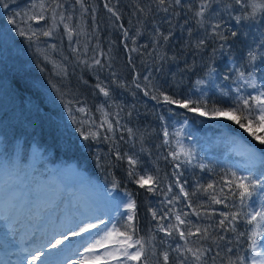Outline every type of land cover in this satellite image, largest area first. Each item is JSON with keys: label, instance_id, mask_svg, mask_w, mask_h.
I'll return each mask as SVG.
<instances>
[{"label": "rangeland", "instance_id": "rangeland-1", "mask_svg": "<svg viewBox=\"0 0 264 264\" xmlns=\"http://www.w3.org/2000/svg\"><path fill=\"white\" fill-rule=\"evenodd\" d=\"M6 2L7 8L0 5V176L2 177L0 182L3 183L0 185V202L6 203L8 197L2 198L9 193H21V199L35 201V193L38 194L40 187L44 191L42 183L52 174L59 173L58 177L66 185L73 183L84 186V189H93L95 186L99 191L107 192L106 197L118 193L127 202L131 199L136 203L135 225L138 236L148 241L147 264H164V252L169 254V264H180L182 260L185 264H196L192 254L184 251L185 241L180 239L178 232L173 231L172 236H167L158 231V221L153 219L152 211H156L158 217L167 216L166 219L159 220V223L172 224L187 230V225H181L175 219V215L180 214L182 219L190 221L192 225L201 229L207 228L212 238L203 240L199 235H194L189 238L188 245L194 249L202 247L207 250L204 256L205 264H213V261L215 264H228V259L235 261L237 255L247 257L246 264H253L252 258L255 255L249 243L248 246L246 245V250L242 246L245 235H237L219 227V221L224 219L221 213L228 214L224 211L228 203L220 198L222 190L219 192L210 188L204 192L196 184L190 187L188 182L194 180V173L210 170L213 167L212 163L221 158H230L249 174L245 148L249 144L256 145L257 148L261 146L252 140L248 133L230 121L225 122L223 119L209 121L192 114L185 115L184 110L174 106L168 108L163 103L160 108L148 107L149 105L146 102L143 104L120 76L115 73V75L110 74L108 71L103 72L102 67L100 73L106 75V78L99 84L106 88L109 96L105 97L94 86L91 100H85L84 80L76 78L73 64H76L75 60L78 59L82 64L86 62L91 67L98 68L99 65L94 63L93 58L100 59L96 19L89 18L90 8L86 2L82 0L83 6L76 3V0H6ZM41 3L50 8L55 7V3H59L60 7L56 8V12L66 17L64 22H60L59 15L54 22L51 11L44 12V19L39 22L29 19L33 15L40 14ZM91 9L97 14L94 6ZM217 9L219 12L212 16L211 21L223 27L220 17L221 6L218 5ZM230 12H232L231 8ZM11 18L16 20L15 25L9 23ZM89 19L92 24L91 31L88 30ZM65 23L72 30L71 38L64 28ZM19 29L26 31L30 29L28 35L33 31L36 35L29 41L27 37L19 35ZM44 31H51V36H44ZM209 34L215 35L212 29L205 35L207 39H211ZM260 35V46L257 50H261L262 56H258L255 61V78L257 84L264 89V58H262L264 31H261ZM136 37L137 34L131 37L134 43ZM139 47L143 48L141 45ZM214 59L212 57L208 62L212 65L204 60L200 61L201 68L205 71L201 77L190 83L191 87L188 88L191 92L190 99L206 101L209 107L223 106L215 100L222 99L225 105L231 103V96L235 95L234 89L238 85L244 95L257 94L243 81L237 79V68L243 70L245 75L252 71L248 59L245 64L239 66L234 65L232 60L228 61V67L225 69L222 57L218 58V61ZM210 69H216L211 76L208 75ZM36 73L40 76H36ZM26 76L30 79L27 80ZM224 76H228L229 79L224 80ZM19 78L22 81L17 84ZM73 78L76 84L72 82ZM197 80H203L204 83L197 85ZM234 80L236 83H232ZM150 84L152 86V83ZM89 87L87 85L86 93L90 90ZM222 93L229 95L225 96ZM69 104L72 115L78 121H82L80 127L73 123L72 115H69ZM153 104L158 105L159 102ZM79 107H84L86 114L76 111ZM185 119L188 120L187 126L183 123ZM109 123L113 125L111 131L108 130ZM81 129L85 134L96 133V138L84 140ZM128 129L132 130L131 135ZM165 129L171 137L168 145L163 143ZM181 129L182 135L177 136L176 133ZM257 134L264 135V132L258 131ZM181 145L184 150L191 149L196 154V160L192 165L182 164L180 168H176V162L169 153L180 150ZM117 152L121 155L127 154L138 161L134 166L136 173L152 174L159 185L157 190L147 192L145 190L147 185L145 188H140L128 175L130 166L127 159L117 160ZM33 153H35L34 157ZM197 164L204 165L205 169L196 166ZM67 168L73 171L74 178L65 172ZM112 171H118L122 177L115 188L112 184L114 180ZM181 186L188 193L187 198L180 192ZM1 188L5 189L2 194ZM130 188L136 190L135 194ZM258 191L261 192L260 198L257 196L256 200H251L250 208L244 211L260 208L261 202L264 201V189ZM199 194L205 195L206 198L199 201L192 199ZM136 196L138 201L135 199ZM212 196L221 202L215 203L211 199ZM174 197L178 199L169 204L168 200ZM48 198L53 202L52 209L56 210L59 202H56V198L51 195H48ZM24 200L23 206H25ZM71 203L72 198L67 197L65 212L68 211ZM139 203L141 207L138 206ZM189 204L192 205L191 208L187 206ZM7 206L8 204L3 205L7 211H10L11 207L7 208ZM25 207L29 209L30 206ZM168 209H171V213H168ZM145 210L151 211L148 219ZM25 215L26 212L23 216ZM56 217L63 218V213L62 216L58 214ZM110 217L113 225L120 227L126 220L125 205L117 206ZM46 218L42 216L43 220ZM35 223L34 220L31 221V225ZM236 224L237 233H244L246 227L250 231L252 227L239 222ZM111 226L112 224L110 228ZM17 231L16 234H19ZM226 232H230L236 238L233 237L232 241L227 240L224 236ZM221 236L224 239H219ZM260 245L258 250L264 252V238H260ZM229 248L232 249L231 252L228 251ZM153 252L155 255H152Z\"/></svg>", "mask_w": 264, "mask_h": 264}, {"label": "trees", "instance_id": "trees-1", "mask_svg": "<svg viewBox=\"0 0 264 264\" xmlns=\"http://www.w3.org/2000/svg\"><path fill=\"white\" fill-rule=\"evenodd\" d=\"M258 1L264 2V0H256V2ZM84 2L90 8L89 18L94 17L96 19L98 55H100L103 65V72L108 71L110 74L115 73L120 76V79L122 78L131 87L135 95L142 100L141 102L143 104L146 102L151 108L155 106L160 108L161 103L154 105L153 103L158 101L155 102L151 97L157 96L162 100L161 92L174 95L177 98H189L190 83L197 77H201L205 71L201 68V60L208 63L212 57L215 58V61L222 57L225 69L228 67V61L231 60L236 66L245 64L250 50L257 53L258 56H262L261 50H257V48L260 46L259 35L261 31H264V15L257 13L255 21L242 20L237 23L236 17L251 12V8H243L235 0H211L210 7L205 11V22L202 25L197 22L200 18L196 16V12L200 9L203 0H181L180 5H175L174 0H166L164 5H160L158 0H84ZM105 4L112 7L120 19L112 15ZM92 5L97 14L93 13ZM218 5L221 6L220 17L223 21V27L221 25L220 31L224 38L221 39L216 35L211 36L209 34L211 39H207L205 35L211 30L210 25L214 24L211 18L219 12ZM230 8L233 13L230 12ZM88 23V30L91 31L90 19ZM234 31L237 33L236 37L232 36ZM125 32H127V38L124 35ZM136 34V42L134 43L131 37ZM199 40H204L205 43L202 46L198 45ZM135 45L136 47H134ZM140 45L143 48H140ZM222 45L223 47H221ZM133 49L135 50L133 51ZM85 57L86 55H84ZM75 62L73 72H75L76 78L84 80V99L91 100L90 96L94 94L92 88L99 82H103L106 75L100 73V65L97 68L91 67L86 62L82 64L81 60L78 59ZM215 67L217 68L218 65ZM156 70L159 72H155ZM44 73L47 74L45 71ZM35 75L40 76L37 73ZM145 77H148V81ZM26 79L29 80L30 77L26 76ZM73 79L72 82L75 83V78ZM151 79L152 81H149ZM21 81L19 78L16 83H21ZM137 84L140 86L137 87ZM87 85L90 86V90L86 93ZM146 92L149 94L146 95ZM215 102L225 105L222 99L215 100ZM164 106L171 108L165 104ZM211 166L213 167L210 170L203 173L194 171L196 172L193 176L194 180L188 182L189 186L196 184L205 192L210 189H207L208 185L213 184L216 191L222 190L220 198L228 203L224 207V211L231 215L238 209L233 207L234 197L228 195V189L224 186L225 175L229 172H237L241 175L248 174L230 158L217 159ZM111 174L113 179L121 182L122 177L118 171H112ZM130 190L135 194V189L130 188ZM260 193L256 190L251 199L248 200V204L251 200L260 198ZM204 198H206L205 195L199 194L192 199L199 201ZM135 199L138 201L137 196ZM139 205L141 207L140 203ZM145 212L148 219L151 211L145 210ZM238 222L242 225L246 224L243 215L240 216ZM224 236L230 241L234 237L230 232H226ZM247 240L245 236V242L242 245L245 250L249 243ZM246 259L247 257H245V264Z\"/></svg>", "mask_w": 264, "mask_h": 264}, {"label": "snow or ice", "instance_id": "snow-or-ice-1", "mask_svg": "<svg viewBox=\"0 0 264 264\" xmlns=\"http://www.w3.org/2000/svg\"><path fill=\"white\" fill-rule=\"evenodd\" d=\"M160 5H164L166 0H158ZM237 4H240L243 8H251V12L236 17L237 23H240L242 20L255 21L257 18V13L259 12L261 15H264V2H256V0H235ZM76 3L82 5V0H76ZM175 5H180L181 0H174ZM211 0H203L200 5V9L196 12V16L200 19L197 21L199 24H203L205 11L210 7ZM0 5L4 8L8 7L6 0H0ZM59 3H55V7H49L48 5L41 3L39 5L40 14L33 15L29 19L39 20L44 19L43 13L46 11L52 12V20L55 22L57 15H59L60 22H64L66 17L62 13H57L56 8H59ZM107 10L112 13V15L116 16L117 19H120V16L113 11L112 7H109L108 4H105ZM143 11V9H141ZM167 11V9H165ZM9 23L16 24V20L14 18L9 19ZM23 23V21H21ZM55 26V24L53 25ZM64 28L69 33V37L71 38L72 30L69 28L67 23L64 24ZM212 32L223 39V34L220 31L221 25L219 23H214L211 25ZM30 31V29L28 30ZM28 31L25 29H19V35L21 37H27L29 41L32 40V36L36 35L33 31L31 35H28ZM51 31H44V36H51ZM127 38V32L124 33ZM232 36L236 37L237 33L232 32ZM167 39V37H165ZM205 43L204 40H199L198 45H203ZM223 47V45L221 46ZM135 49H133L134 51ZM258 55L253 51H249L248 53V64L252 67V71L245 75L243 70L237 68V79L243 81L248 87H250L257 94L252 95L248 93L244 95L241 93V87L238 85L234 89L235 95L231 96V103L217 106L213 105L209 107V104L206 101L202 100H193L190 98H177L174 95L167 93H160L162 100L160 97L152 96L151 98L157 100L160 103L166 104L168 106H175L178 109L184 110V114H192L193 116L200 117L209 121H223L232 122L235 125H238L240 129H243L244 132L248 133L251 136L252 140L256 141L257 144L261 147L257 148L256 145L249 144L245 148V156L248 161V175H241L237 172H229L226 173L224 178V186L228 188V195L234 197L233 199V207L237 208L236 212L231 213L230 218L229 214L221 213L224 216V219L219 221V227L221 229H226L237 235H245L249 240V247L251 251L255 253L253 256V264H264V252L259 251L258 249L261 247L260 238H264V201L261 202V206L259 209H251L249 211H244V209H249L250 205L248 204V200L251 199L254 192L258 189H264V135H259L257 132H264V89L261 88L260 85L257 84L255 78V61L257 60ZM264 58V57H262ZM94 63L96 65L101 64L100 59L93 58ZM214 70L210 69L208 75L211 76ZM113 75H115L113 73ZM148 79V77H145ZM228 76H224V80H228ZM204 83L203 80H197V85H202ZM232 83H236V81H232ZM140 85L137 84V87ZM96 87L99 89V92L102 93L105 97L109 96V92L105 87L101 86V84H97ZM146 95L149 93L146 92ZM222 95L228 96L229 93H222ZM79 103V101H77ZM69 115H72L71 104L68 105ZM76 111L80 113L86 114V109L84 107H79ZM73 123H76L78 127L81 126L82 121H78L74 115H72ZM163 119V117H161ZM184 125H188V120H184ZM113 129V125L111 123L108 124V130L111 131ZM129 134H132V130L128 129ZM183 130H179L176 135H182ZM81 135L84 140L95 139L96 133H88L85 134V131L81 129ZM163 135L165 137L163 143L168 145L170 144L171 137L167 129L164 130ZM172 157V160L175 161L176 168H180L182 164L192 165L196 160V154L191 150H184L183 145L180 146V150L172 151L169 153ZM127 159V163L130 166V170L128 175L135 180L140 188H145L147 192H155L158 188V182L156 178L152 174H138L135 171V165L138 161L131 157L127 156V154L121 155L119 152L116 154L117 160ZM257 165H259V170H257ZM196 166L201 169H205V166L202 164H197ZM118 181L113 180V187L118 186ZM208 188H213L212 184L208 185ZM170 190V189H169ZM180 192L185 195L187 198L188 193L185 192L183 186L180 187ZM106 199V197H105ZM178 199V197H174L168 200L169 204L173 203V200ZM211 199L215 203H220L221 201L216 199L215 196H212ZM189 208L192 207L191 204L187 205ZM135 211H136V203L131 199L125 205V222L117 227L115 224L108 227L107 222L103 219L102 216H97L96 212L90 213L87 217H81L78 215H66L61 218L58 217L60 223L65 224L68 227V231L66 234L55 233L53 236L43 235L40 237H34L33 244H37L38 246L35 248V251L31 253L32 259L28 262V264H35L36 261H39V264H44V261L47 260L45 257V249L49 246L51 249H55V251L59 252L62 250L63 246H65L69 241L76 240L78 242L83 241L82 251L77 249L74 256H79V259L70 258L66 261V264H147L148 255L146 241L144 238L138 236V229L135 225ZM168 213H171V209L167 210ZM187 215V214H185ZM243 215L245 222L247 225H251V230L246 227L244 233L236 232V223L238 222L240 216ZM152 217L154 220L158 221V231L163 232L167 236H172L173 231L178 232L180 239L185 241V249L184 251L191 253L196 264H205L204 256L206 249L202 247H189V238L194 235H199L201 239L207 240L212 238V234L208 232L207 228L201 229L195 225H192L190 221L181 218L180 214L175 215L176 221L181 225H187V230H182L177 228L172 224H163L159 223V220L166 219L167 216L158 217L156 211H152ZM227 221V223H226ZM101 226L104 227V231L101 232ZM194 229V230H193ZM69 233L71 235H69ZM95 233V235H93ZM59 237V238H58ZM219 239H224V237H219ZM67 241V243H66ZM215 242V240L213 241ZM180 251V249H177ZM229 252L232 251L231 248L228 249ZM52 252V251H48ZM183 255V253H181ZM155 255V252L152 253ZM219 255V253H217ZM41 256L44 258L41 259ZM256 257H260L259 260ZM163 261L164 264H169V254L167 252L163 253ZM180 264H185L182 260ZM213 264L215 262L213 261ZM228 264H245V257L237 255V259L235 261L228 259Z\"/></svg>", "mask_w": 264, "mask_h": 264}, {"label": "bare ground", "instance_id": "bare-ground-1", "mask_svg": "<svg viewBox=\"0 0 264 264\" xmlns=\"http://www.w3.org/2000/svg\"><path fill=\"white\" fill-rule=\"evenodd\" d=\"M34 156L35 153H33V157ZM56 169H58V167H56ZM65 172L70 177L74 178V173L71 169L67 168ZM58 175L57 173L52 174L47 179V181L42 183L41 186L44 191H42L40 187L38 194L35 193V201L34 199L32 201L28 199L24 200L23 198L21 199V193H9L8 196L2 198L5 199L8 197L6 203H4V201L2 203L0 202V216L3 215L1 219H4V211H6L3 205L6 206L8 204V206L11 207V211L15 212V214H13L12 217L8 216V219L5 220L7 222H1L0 220V242L3 241L2 245L0 244V246L1 250L3 251L5 249H9L8 254H13L11 255L13 258H16L17 250L9 248L8 243L4 241L6 236V234L4 235L5 228H9L10 226L12 227L13 225L15 227L19 226V228H23L22 224L34 220L36 223L31 225L33 226L32 229L35 230L34 237H40L43 235L53 236L55 233L66 234L69 229L65 224H62L58 221L56 217L58 214H61L62 216L63 213V217L67 214L87 217L93 212H96L97 216H102L110 228V225H113V220L110 217L113 210L116 209L117 206L126 205L127 203L126 199L121 194L116 193L106 197L107 192L99 191L95 186L93 189H84V186H78L73 183H71V185H65L63 180H61ZM0 178L2 177L0 176ZM2 184L3 183L0 182V185ZM3 190L5 191L4 188H1V194ZM48 195L55 197L56 202H59L58 208L56 210L52 209L53 202L50 200V198H48ZM67 197L72 198V203L69 204V209L67 212H65ZM23 200L25 202V206H30L29 209H26V207L23 206ZM24 212H26L25 217L23 216ZM13 216L15 217L13 218ZM42 216L47 218L43 220ZM53 224H55V226ZM103 231L104 227L101 226V232ZM69 235L71 234L69 233ZM93 235H95V233H93ZM34 237L32 239L29 237V240H26V242H29V246L37 245L33 244ZM83 243V241H69L59 252L55 251V249H51L49 246L45 249V257H47V260L44 261V264H66V261L70 258L79 259V256L74 255L77 249L82 251L81 246ZM43 258L44 257L41 256V259ZM31 259L32 255L29 253L26 258H23L22 260L19 258L16 264H28ZM256 259L259 260L260 257H256ZM1 264L9 263L8 261L2 260ZM35 264H39V261H36Z\"/></svg>", "mask_w": 264, "mask_h": 264}]
</instances>
